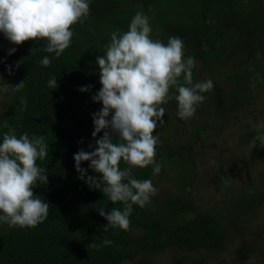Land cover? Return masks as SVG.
<instances>
[{"label": "trees", "instance_id": "1", "mask_svg": "<svg viewBox=\"0 0 264 264\" xmlns=\"http://www.w3.org/2000/svg\"><path fill=\"white\" fill-rule=\"evenodd\" d=\"M111 1L114 6L109 12L94 8L83 22L72 26L71 46L58 58L55 53L43 51L46 41L29 40L14 45L0 36V62L11 86L10 98L0 110V143L9 128L15 130L17 138L25 132L30 138L33 135L44 137L48 155L43 160L38 159L37 165L45 170L42 174L48 175V183L38 181L33 192L37 198L49 203L47 219L34 228L9 227L7 223H0V264H120L136 249L150 253L168 246L215 250L226 239L211 210L172 224L147 211L150 203L143 208L133 205L129 230L115 228L104 232L108 222L98 210L102 207L105 212L112 208L123 210L124 205L122 202L113 204L100 189H91L85 180L78 178L80 173L75 168L74 154L81 149L94 150L96 139L103 135L101 131L97 137L92 136V114L102 107L101 102L92 100L102 87L96 63L98 55L94 53L101 48L99 55H103L104 45L110 41L111 34L126 32L137 12L149 18L152 39L166 44L170 36H177L182 39L184 51L189 55L193 53V46L202 42L198 28L202 19L207 22L216 20L223 43L212 47L208 54L223 61L229 43V55L245 52L253 67L258 54L256 33H264V9L254 10V0ZM184 5H188L190 11ZM230 10L236 17L228 21L227 12ZM187 13H190V19L186 17ZM96 20L101 23L97 24ZM233 21L240 27L238 30L233 28ZM12 48L16 50L10 54ZM36 48L39 49L32 53ZM45 56L51 61L47 67L41 63ZM221 65L218 62L217 66ZM218 70L217 74L223 73ZM53 77L58 84L55 89L48 87V81ZM18 84L22 85L19 89L16 88ZM88 85L92 86L89 91H80L81 87ZM171 91L175 93V89ZM214 98V105L225 103L227 99L238 100L236 95L228 97L226 91ZM89 164L90 161L81 162V167L86 169L85 179L89 175H100L89 168ZM126 166L121 161V170ZM132 173L138 180L154 176L150 166L139 170L134 168ZM254 191L251 192L252 198L257 194ZM249 202L245 201L246 204ZM167 203L177 205L180 199ZM190 203L183 207L188 208ZM136 231L141 233L134 234ZM104 239L113 243L103 246ZM258 245L263 246L262 242ZM184 261L179 258L168 264H184Z\"/></svg>", "mask_w": 264, "mask_h": 264}, {"label": "clouds", "instance_id": "2", "mask_svg": "<svg viewBox=\"0 0 264 264\" xmlns=\"http://www.w3.org/2000/svg\"><path fill=\"white\" fill-rule=\"evenodd\" d=\"M89 13L90 0H0V32L14 45L46 41L43 51L55 53L58 58L71 46L72 26L83 22ZM151 32L149 18L137 12L128 30L122 34L113 32L103 55L96 57L102 87L92 100L101 102L102 107L92 114V136L97 137L101 131L103 135L96 139L94 150L81 149L74 154V160L79 179L91 189H100L113 204L124 205L123 210H98L108 222L104 232L129 230L133 205L145 207L156 192L150 179L138 180L132 170L153 165L154 176L161 171L156 162L159 139L153 133L165 115L162 105L175 101L177 116L190 119L206 98L202 93L214 87L211 80L193 82L195 59L185 57L181 38L170 36L165 44L152 39ZM15 50L10 49V54ZM41 63L47 67L51 61L45 56ZM48 87H58L55 77L48 81ZM91 87H81L80 91ZM256 139L264 148V132L258 129ZM47 155L48 144L43 136L30 138L25 132L17 138L12 128L4 133L0 143V223L34 228L47 219L49 203L33 192L38 181L48 183V175L42 174L45 170L37 165V160ZM82 161H90L89 168L100 175L85 179ZM121 161L127 165L123 170ZM112 243L110 239L102 241L103 246Z\"/></svg>", "mask_w": 264, "mask_h": 264}, {"label": "rangeland", "instance_id": "3", "mask_svg": "<svg viewBox=\"0 0 264 264\" xmlns=\"http://www.w3.org/2000/svg\"><path fill=\"white\" fill-rule=\"evenodd\" d=\"M253 2L254 10L264 9V0ZM113 6L111 0H90V11L101 8L106 13ZM184 8L190 11L188 5ZM227 13L228 21L236 17L231 10ZM186 17L190 19V13ZM218 23L203 18L198 25L201 44L193 46L191 55L184 51L186 58L195 59L193 82L211 80L213 89L202 93L205 100L187 120L177 116L175 101L162 105L165 115L153 133L159 139L156 162L161 171L149 178L156 192L147 211L179 224L211 210L226 239L215 250L168 246L150 253L136 249L120 264H168L179 258H184V264H264V148L256 139L258 129L264 132V33H256L258 54L253 67L245 52L229 55V43L224 60L218 61L215 55L208 54L212 47L223 43L216 28ZM233 26L235 30L240 28ZM0 36L10 42L2 32ZM97 50L95 55L102 49ZM218 62L222 65L217 66ZM218 69L223 73L217 74ZM222 91L228 97L236 95L238 100L227 99L214 105V97ZM10 95L11 86L0 62V110ZM253 189L257 194L252 198ZM176 198L180 199L179 204L167 203ZM188 203L191 205L184 208ZM261 242L263 246L258 245Z\"/></svg>", "mask_w": 264, "mask_h": 264}]
</instances>
